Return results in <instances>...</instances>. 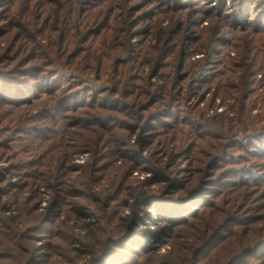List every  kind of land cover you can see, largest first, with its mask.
<instances>
[{"label":"rangeland","instance_id":"1","mask_svg":"<svg viewBox=\"0 0 264 264\" xmlns=\"http://www.w3.org/2000/svg\"><path fill=\"white\" fill-rule=\"evenodd\" d=\"M0 264H264V0H0Z\"/></svg>","mask_w":264,"mask_h":264},{"label":"trees","instance_id":"2","mask_svg":"<svg viewBox=\"0 0 264 264\" xmlns=\"http://www.w3.org/2000/svg\"><path fill=\"white\" fill-rule=\"evenodd\" d=\"M181 212H183V209L180 208V207H176V208L173 210V214H179V213H181Z\"/></svg>","mask_w":264,"mask_h":264}]
</instances>
